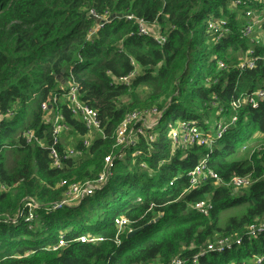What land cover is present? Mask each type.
Returning a JSON list of instances; mask_svg holds the SVG:
<instances>
[{
	"label": "trees",
	"instance_id": "1",
	"mask_svg": "<svg viewBox=\"0 0 264 264\" xmlns=\"http://www.w3.org/2000/svg\"><path fill=\"white\" fill-rule=\"evenodd\" d=\"M91 10L109 14L103 27ZM249 10L264 12V0H0V184L9 187L0 190V264H193L209 242L227 237L242 244L197 264H255L264 255V234L245 237L264 219V101L231 107L264 88V45L242 36ZM130 15L155 35L140 34ZM211 20L229 29L220 41L206 30ZM247 51L260 59L253 69H239ZM61 76L98 112L102 133L87 148V129L72 115ZM45 104L69 128L58 146L60 169L52 168ZM155 109L159 125L135 148L117 147L126 117ZM168 115L197 122L206 134L222 118L227 131L211 150L173 151L169 122L161 126ZM255 137V153L235 158ZM67 148L82 154L65 159ZM206 154L223 183L237 176L250 177L251 185L235 191L211 180L191 188L190 174ZM64 181L92 185L93 192L54 210L64 201ZM32 200L38 207L29 221ZM204 201L208 217L194 210ZM121 218L141 232L119 233ZM85 236L96 242L81 243Z\"/></svg>",
	"mask_w": 264,
	"mask_h": 264
},
{
	"label": "built area",
	"instance_id": "2",
	"mask_svg": "<svg viewBox=\"0 0 264 264\" xmlns=\"http://www.w3.org/2000/svg\"><path fill=\"white\" fill-rule=\"evenodd\" d=\"M237 5L241 4L242 0H233ZM260 1V0H256ZM90 16L96 21H100L98 24V28L103 27L104 23L109 20V14L105 13L102 16H99L94 10L90 11ZM246 17L249 18L248 23L242 30V36L252 37L255 34V27L257 24H261L264 28V12L251 11L249 10L246 13ZM128 20H134L138 24V31L142 35L154 34L149 26L143 20H137L132 15L127 17ZM207 32L211 35L215 36V41H220L223 37L229 34V29H227L224 25V22L221 20H211L208 22ZM94 31L92 34H94ZM157 35V34H156ZM158 36V35H157ZM258 43L262 41V39H255ZM165 40L163 39L162 42ZM260 58L255 56L252 51H247L241 58L238 64L239 69H253L255 63ZM219 70H226V64L219 60L217 64ZM241 70V71H242ZM137 71L133 72L130 76L122 79V83L129 85L131 79L136 75ZM66 100L70 105V109L72 115L79 120H81L88 132L87 139L84 140L83 146L85 148L89 147L91 141L93 140V136L96 133H102L101 122L98 117V112L91 107L87 106L80 100V95L76 88L66 90ZM264 101V88L257 89L252 92L249 96L244 100H239L238 102L232 103L231 107L234 111H238L242 104H250L253 108H257L259 102ZM52 106L51 105H43V112L45 115V121L47 123L53 124V146L50 149V157L52 159V168L60 169L62 166V156L58 150V146L61 142L62 134L69 131L68 126L64 123V117L60 114H56L52 116ZM219 115V113H218ZM151 116H156V119L153 122V125L149 124V119ZM159 114L155 109L149 113L147 112H134L126 117L122 125L120 126L117 132V147H132L135 148L139 142V137L141 135H146L148 130H152L159 125ZM237 116H234L232 123H235ZM214 123L211 124V134H206L204 129L200 127V125L196 122L190 121H175L174 128H170L168 131V137L171 141V146L173 151L181 150L187 151L189 149H193L196 147L207 148L211 150V148L218 142V140L222 139L224 134L227 131V126L222 118L218 120H214ZM152 124V123H151ZM134 125H137L136 127ZM27 137L29 140H32L34 135L33 133H27ZM149 140H153V137H150ZM82 152L80 150H76L74 148H67L64 154L65 159H73L80 157ZM137 156V153L134 154V157ZM209 160V155L206 154L199 161L198 165L194 168V170L190 174V185L191 188H198L209 181L213 180L216 185H224L225 187L232 188L235 191H239L245 188H248L252 180L250 177H237L235 176L228 183H223L218 174L210 169L207 165ZM111 158H106V165H111ZM105 180V174L100 177V179L96 182V184L102 183ZM60 187H65L66 192L64 197L71 196L72 193L80 192L78 184H71L67 186V183L64 181L61 183ZM0 190L2 192H6L9 190V187L5 184H0ZM93 192L92 185H86L84 191L80 194L81 197L87 196ZM78 198V199H79ZM66 204V200H64L60 205H58L54 210L61 209ZM29 209V221L34 219L33 210L38 207V204L32 200L31 203L26 205ZM210 204L208 201L199 202L194 205V210L201 213L202 215L208 217L210 213ZM116 225L119 233L127 232L128 235H133L136 230H134L128 220L121 218L116 220ZM264 234V219L258 220L255 224H252L247 229V233L245 237L249 240L252 238H256L260 235ZM81 243H94L96 242L95 238L85 236L80 239ZM242 238L237 239L236 241H232L230 237L220 238L216 241L209 242L204 249V252H201L194 256L192 263L197 264L199 259L209 255L211 253L223 254L226 251L232 250L234 246L241 245ZM64 242H60V247L64 246ZM58 248L55 247L54 250ZM255 264H263L264 255L257 256L253 259ZM171 264H185V262L181 259H175ZM237 264H249L246 262L237 263Z\"/></svg>",
	"mask_w": 264,
	"mask_h": 264
},
{
	"label": "rangeland",
	"instance_id": "3",
	"mask_svg": "<svg viewBox=\"0 0 264 264\" xmlns=\"http://www.w3.org/2000/svg\"><path fill=\"white\" fill-rule=\"evenodd\" d=\"M253 37L255 39H262L261 42H259L260 45H264V28L261 26V24H257L255 27V34L253 35ZM156 119V116H151L149 119V124L153 125V122H155L154 120ZM169 122L168 128H174V123L175 120H173V115H168L165 119V121L162 123V128H165L167 123ZM152 123V124H151ZM71 141V140H69ZM69 145H72V141L69 142ZM260 147V143L257 141V137H255L254 139H252V141L250 143L245 144V146L241 147V152H239V155L237 153L238 156H236L235 158L238 159H248L249 156H251L252 154L255 153V151ZM80 192H76V193H72L71 196H65L64 200H66V204L67 205H73L76 204L77 202H79L78 200L81 199L79 198L82 194V192L85 189V186L83 184L78 183ZM81 194V195H80ZM79 198V199H78Z\"/></svg>",
	"mask_w": 264,
	"mask_h": 264
},
{
	"label": "water",
	"instance_id": "4",
	"mask_svg": "<svg viewBox=\"0 0 264 264\" xmlns=\"http://www.w3.org/2000/svg\"><path fill=\"white\" fill-rule=\"evenodd\" d=\"M97 23H100V21H97ZM64 72V71H63ZM59 81L62 83V85L64 86V89L68 90V84L66 82L63 81V77H59ZM141 232V230H137L134 232L133 235H130V236H136L138 235L139 233Z\"/></svg>",
	"mask_w": 264,
	"mask_h": 264
}]
</instances>
